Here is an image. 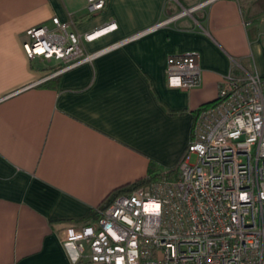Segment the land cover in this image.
I'll use <instances>...</instances> for the list:
<instances>
[{
    "label": "crops",
    "instance_id": "crops-1",
    "mask_svg": "<svg viewBox=\"0 0 264 264\" xmlns=\"http://www.w3.org/2000/svg\"><path fill=\"white\" fill-rule=\"evenodd\" d=\"M87 3L0 0V264H76L66 228L92 223L108 195L152 166L175 178L194 112L229 73L264 75L254 0H108L96 12ZM53 16L80 33L116 23L89 52L126 41L60 71L24 47L26 30ZM185 53L197 55L200 83L170 87L168 56Z\"/></svg>",
    "mask_w": 264,
    "mask_h": 264
},
{
    "label": "built area",
    "instance_id": "built-area-1",
    "mask_svg": "<svg viewBox=\"0 0 264 264\" xmlns=\"http://www.w3.org/2000/svg\"><path fill=\"white\" fill-rule=\"evenodd\" d=\"M107 1L87 0V9ZM51 21L28 28L24 47L30 58L57 61L60 71L126 41L89 52L85 44L116 23L80 33L72 20ZM166 80L173 88L199 85L197 55L168 56ZM96 212L92 223L65 230L76 264H264V75L229 73L215 101L194 112L177 176L148 181Z\"/></svg>",
    "mask_w": 264,
    "mask_h": 264
},
{
    "label": "trees",
    "instance_id": "trees-1",
    "mask_svg": "<svg viewBox=\"0 0 264 264\" xmlns=\"http://www.w3.org/2000/svg\"><path fill=\"white\" fill-rule=\"evenodd\" d=\"M215 100L211 101V102H208L202 106H205V105H208L212 102H214ZM201 106V107H202ZM162 177V174H160L154 166H152V168H150V173H149V177L148 178H145V179H140L136 182H133V183H129L127 185H124V186H121L119 188H117L116 190H114L110 195H108V197L100 204V206L98 208H101V209H104L106 208L110 202L113 200V198H115L116 196L118 195H121V194H124V193H127L129 191H131L132 189L138 187L139 185H142V184H145L147 183L148 181H151V180H155V179H158V178H161ZM95 218H97L99 215H98V212H95Z\"/></svg>",
    "mask_w": 264,
    "mask_h": 264
},
{
    "label": "rangeland",
    "instance_id": "rangeland-1",
    "mask_svg": "<svg viewBox=\"0 0 264 264\" xmlns=\"http://www.w3.org/2000/svg\"><path fill=\"white\" fill-rule=\"evenodd\" d=\"M256 2V3H255ZM256 4L255 10L258 12V15L254 18V22L250 25L251 28L256 30L258 37H261L264 42V0H254Z\"/></svg>",
    "mask_w": 264,
    "mask_h": 264
}]
</instances>
